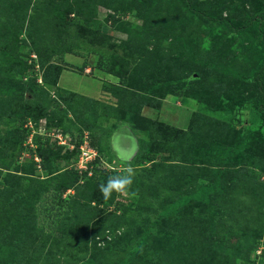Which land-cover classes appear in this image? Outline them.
Returning a JSON list of instances; mask_svg holds the SVG:
<instances>
[{
  "label": "rangeland",
  "instance_id": "374dc122",
  "mask_svg": "<svg viewBox=\"0 0 264 264\" xmlns=\"http://www.w3.org/2000/svg\"><path fill=\"white\" fill-rule=\"evenodd\" d=\"M64 1L0 0L4 12L0 25V88H26L25 83L32 78L39 85L45 83L43 69L34 61V40L27 26L46 9L62 12L67 7ZM190 1L210 14L231 19L235 25L243 24L248 16L258 15L264 29V0ZM77 2L86 17L64 12L56 18L57 22L83 20L85 25L106 34L114 47L93 46L76 38L72 53H59L54 58L64 69L57 88H49L50 95L54 98L77 92L106 103H119L118 94L123 90L118 89L115 95L112 88L121 79L106 70L114 61L116 71L121 72L126 51L133 52L136 61L132 66L136 65L137 73L133 81L136 85L138 81L144 83L143 88L136 89L143 91L144 96L134 92L133 104L122 113L130 116V122L123 121L129 124L123 129H128L138 145L129 158L120 156L112 146L120 121L105 114L114 112V107L106 109L103 116L93 115L98 125L93 132L88 128L81 133L65 132L60 126L50 122L48 125L45 115L34 118L30 114H7L15 97L0 95V136L15 132L26 135L17 146L3 145L7 148V163L0 164V264H113L119 259L127 264H264V215L256 208L242 207L257 200L264 210V120L255 107L254 79L264 47L259 44L256 31H234L223 22L197 16L180 0ZM9 12L12 16H8ZM7 18L12 22L7 23ZM14 22L24 26L18 37L12 29ZM4 23L12 27L4 29ZM73 29L63 27L69 38ZM60 30L54 29L57 33ZM41 32L44 34L45 30ZM44 39H48L47 34ZM85 64L83 73L77 70V66ZM179 80L182 89L165 95L160 109L144 104ZM162 81H166L165 87L156 91L155 97L148 88ZM193 92L200 97L190 95ZM26 97L25 100L35 99L30 93ZM38 99L40 109L46 113L56 110L53 100ZM149 120L171 128L149 137ZM37 135L41 136L40 142L49 141L55 149L62 148L57 149L62 158L53 159L48 169L40 163ZM241 140L244 147L225 167L220 188L206 200L190 202L180 221L155 224L148 242L138 246L142 231L155 220L159 203L172 202L184 192L195 191L199 184L213 181L212 168L219 164L217 148ZM77 144L79 151L74 149ZM28 148H32L33 154ZM129 165L135 169L131 188L112 194L114 200L100 203L103 223L99 222L94 229L93 221L81 219L79 202H89V191L81 186L93 179L104 183ZM68 168L79 174L78 190L60 194L53 185L41 186L37 179ZM232 186L241 190L237 195L243 203L238 209L219 213L225 208L219 204L225 199V190ZM85 193L86 197L79 198ZM117 202L127 206L125 221L119 218L122 211H117ZM107 213H112L109 219L104 217ZM192 220L199 231L190 225ZM48 255L51 261L45 262Z\"/></svg>",
  "mask_w": 264,
  "mask_h": 264
},
{
  "label": "trees",
  "instance_id": "16d2710c",
  "mask_svg": "<svg viewBox=\"0 0 264 264\" xmlns=\"http://www.w3.org/2000/svg\"><path fill=\"white\" fill-rule=\"evenodd\" d=\"M184 6L193 14L200 16L205 19H211L218 22L225 23L228 27L233 29L234 31L243 32L246 31L249 28H252L257 33V38L259 41V44L264 47V29H263V21L262 18L258 15L256 16H248L247 20L243 24L235 25L233 21L227 17H224L223 15H213L208 13L206 10L195 6L190 0H180ZM63 2V0H62ZM67 7L64 8V10L61 12V10H48L44 12H40L38 16L36 17V21L32 20L33 23L31 25V22L29 23V26H27L28 34L33 40H34V51L36 53V58L34 59L35 62H39L40 68L43 69V80L44 84L39 85L35 78H32L29 82L25 83L24 85L26 88H18V85H9L4 86L3 88H0V95H9L11 97H15V102L10 107V111L7 112L9 115H21L22 117H25L27 114H30V117L36 118V116H47L48 118V125L54 124L56 126H60L65 130V132H74L79 131L80 133L85 130L84 128L90 129L91 132H93L94 128H97V124L93 118V115L99 114L100 116H103L106 112H108L106 109L110 107H114V112L112 113H106L111 114L113 117L112 119L118 118L119 121H128L130 122V116L129 114H124V108L129 107L131 104H133L134 99L136 98L134 94L138 95L139 97H143V91L136 90L138 88H143L145 85L144 83H141L138 81L137 85L135 83V80L133 81V78L135 77L136 73V65L132 66L133 60L136 61L134 56V53L131 51H126L127 55L124 56L123 65L124 69L120 71H116L115 63L113 61L112 64H110V67L106 70L108 73L112 75H116L121 79V82L116 86V88H112L115 95H117L118 89H122L123 92H120L118 94L119 103H106L104 101L97 100L93 97L84 96L82 94H79L77 92H69L66 94H59V96H56L54 98L50 95V87L57 88L59 84L60 76L63 72L64 66L62 64L57 63L54 58L59 53H72L75 50V46L73 42L76 40V38H82L87 40L89 43H91L93 46H108L109 48H113V43H109L106 34H102L98 30H94L91 26L85 25L81 20H69L67 23L57 22V17H62L63 13L66 12L68 16L71 14L77 15V18L86 17L82 11V8L80 6V3L77 2V0L69 1L65 0ZM117 11V10H116ZM1 12V9H0ZM53 12L60 13L58 15H54ZM4 12L0 13V25L2 26V23L4 20L2 19ZM82 15V16H81ZM8 16H12V13L9 12ZM7 16V17H8ZM36 14L33 16L35 17ZM114 17V16H112ZM75 19V18H74ZM8 20V21H7ZM7 23H11L12 21L9 20V18L6 19ZM5 24V23H4ZM71 26L74 29L73 36L69 38L64 30L63 27ZM4 29L6 26L11 25H3ZM23 27L21 24L14 22L12 29L14 30V35L18 37L21 33H23ZM56 28H61L60 32L54 31ZM42 30H45L43 32L44 34H47L48 39H44V34H41ZM37 35V36H36ZM25 40L24 38L22 39ZM50 40V41H49ZM49 41V42H48ZM60 43V44H59ZM55 46V47H54ZM26 62V61H25ZM132 66V67H131ZM87 67V64H85L82 67H76L77 70H79L81 73L85 71V68ZM106 68V66H104ZM199 74V73H198ZM254 79L256 83V97H255V107L257 110L261 113L262 118L264 120V55L258 65L257 70L254 73ZM165 82H157L152 84L148 91L154 92V95L156 91H158L162 86L165 87ZM135 85V86H134ZM143 86V87H142ZM173 86V87H170ZM169 87L165 88L166 91L160 93L159 97L155 95L157 98H151L148 101H145L144 104H150L156 109H160L162 106V100L165 97V95L169 94H176L179 93L177 89H182L183 83L181 80H179L176 84L173 85V83ZM133 87V88H131ZM135 92V93H134ZM30 93L33 95V98H30V100H25L26 94L28 95ZM134 93V94H133ZM188 93V92H187ZM132 95V96H130ZM193 97L198 99L200 97V94H197L195 92L190 93ZM38 97L42 100H53V102L57 103L56 110L51 112H45L44 109H40L41 103L38 102ZM154 97V96H153ZM117 101V100H116ZM101 103V104H100ZM105 103V104H102ZM109 104V105H107ZM23 105V106H22ZM143 104H141L142 106ZM104 106V107H103ZM100 109V110H99ZM39 110V111H38ZM106 110V111H105ZM123 110V113H122ZM38 111L37 115L36 112ZM118 111V112H117ZM46 113V114H45ZM95 113V114H94ZM122 113V115H120ZM57 117V118H56ZM148 129H147V135L149 137L151 136H158L161 133H159L161 130L166 128H171L170 126L164 124L163 122H156L155 120H149L148 121ZM78 132V133H79ZM17 134H6L3 138L0 136V164L1 163H7V148L5 146H17V144H21L26 139V135L20 134L18 132H15ZM240 135H244L240 134ZM245 137V136H244ZM40 135H37L35 139H39V147L37 149V153L41 158V166L43 169H48L52 163L53 159H61L62 154L61 151H57V149L62 150V148L55 149V146H51V143L49 141L40 142ZM94 142V141H93ZM96 142V141H95ZM99 140H97V143ZM186 144L191 142H188L185 140ZM2 144V145H1ZM142 144V143H141ZM5 145V146H3ZM95 145V144H94ZM189 145V144H188ZM3 146V147H2ZM191 146V145H190ZM99 147V146H97ZM96 147V148H97ZM244 147V140H241V142H236L231 145L225 146V147H219L217 148V154H216V160L219 164H214L213 166V173H214V180L211 181L208 184H199L195 191L193 192H184L178 199H174L172 202H161L159 203L158 207L159 210L156 214L155 220L152 223H148L146 225V228H144L143 233L141 234V237L139 238L137 245L142 246L143 244H146L149 240L151 230L153 229L155 224H159V222H162L163 220L168 221H180L183 219L181 217L183 213L184 207H187L190 202L198 201L200 199H205L206 197L212 196V193L216 191L218 188V184H220V181H222V175L224 173L225 167L228 166L230 163L231 158L239 153ZM80 145L77 144L76 148L79 151ZM29 152H32V148H28ZM119 152V151H117ZM190 167L187 168L189 170ZM89 170V169H88ZM88 170L85 171L86 175L88 173ZM106 171L103 170V173ZM2 175V171L0 170V176ZM38 180L41 183V186L45 187H51L49 185H53L56 189L57 193L63 194L66 193L70 189H77L80 187L78 186V181L80 180L78 172L74 168H68L60 172H52V175L44 177L40 179L39 176H37ZM93 181H96L93 179ZM90 181L85 187L89 191L88 198L89 202H79L81 203V210H82V218L83 220L87 221L88 223L90 221H93V228H97L99 225V222L103 221L101 220V212L102 209L100 208V203H104L108 200H114V195L111 197V199L105 200L98 190L99 183ZM225 199L223 202H220V205H224L225 208L218 210L219 213H227V211L231 209H238L239 205L243 203V201H240V197L237 195L241 192L240 189H234L232 186L229 190H225ZM80 192V191H79ZM83 193V192H82ZM115 194V192H113ZM87 193L83 194L82 196H79V198L86 197ZM222 196V195H221ZM220 196V197H221ZM220 199V198H219ZM218 199V200H219ZM94 201H97L98 204H93ZM231 205V206H230ZM242 207H246L248 209L256 208L258 213L260 215H264V210L261 208L258 204V201L250 202L242 205ZM116 209L117 211H122L119 215V218L121 221L127 220L126 215L128 213L127 206L122 202L116 203ZM217 213V212H216ZM112 213H107L106 216H104L106 219H109L110 215ZM183 216L188 217L187 215L183 214ZM101 223V224H102ZM72 224L71 222L69 223ZM196 224L195 220H192L190 222V225H192V228L198 230V226L194 225ZM67 226V225H66ZM65 226V228H67ZM143 230V228H142ZM214 244H212V247ZM198 248V247H196ZM199 252V251H197ZM46 257V256H45ZM50 256L48 255L45 259V262H50ZM112 264V263H110ZM113 264H127L126 261L123 260H116Z\"/></svg>",
  "mask_w": 264,
  "mask_h": 264
},
{
  "label": "clouds",
  "instance_id": "9594fccd",
  "mask_svg": "<svg viewBox=\"0 0 264 264\" xmlns=\"http://www.w3.org/2000/svg\"><path fill=\"white\" fill-rule=\"evenodd\" d=\"M135 169L132 166L125 167L121 172L109 176L106 182L98 185V190L105 200L110 199L113 192L125 193L134 182Z\"/></svg>",
  "mask_w": 264,
  "mask_h": 264
},
{
  "label": "crops",
  "instance_id": "0c3cea01",
  "mask_svg": "<svg viewBox=\"0 0 264 264\" xmlns=\"http://www.w3.org/2000/svg\"><path fill=\"white\" fill-rule=\"evenodd\" d=\"M102 89L103 88H101L100 90H102ZM119 125H120V128L121 127L122 128L121 129L119 128L118 130H116L114 132V138H113V144H112V146L117 151H119L118 153L120 154V156H123V158H129L131 155H133V152L136 149V146L138 144L135 143L136 142V138H134V136H132L131 134L129 135L130 132L127 131L128 129L124 130L125 128L128 127L127 125H129V124L120 121L119 122ZM127 138H128V140L126 141ZM132 147H133V149H132ZM128 149L130 150V152H128L129 151Z\"/></svg>",
  "mask_w": 264,
  "mask_h": 264
},
{
  "label": "built area",
  "instance_id": "2783aa9c",
  "mask_svg": "<svg viewBox=\"0 0 264 264\" xmlns=\"http://www.w3.org/2000/svg\"><path fill=\"white\" fill-rule=\"evenodd\" d=\"M81 149H83V146H81ZM85 154V153H84Z\"/></svg>",
  "mask_w": 264,
  "mask_h": 264
}]
</instances>
